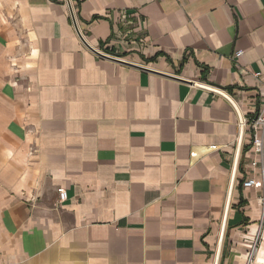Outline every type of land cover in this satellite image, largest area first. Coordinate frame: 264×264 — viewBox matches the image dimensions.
<instances>
[{"label":"crops","instance_id":"0c3cea01","mask_svg":"<svg viewBox=\"0 0 264 264\" xmlns=\"http://www.w3.org/2000/svg\"><path fill=\"white\" fill-rule=\"evenodd\" d=\"M70 1L0 0L2 264H246L264 0Z\"/></svg>","mask_w":264,"mask_h":264},{"label":"built area","instance_id":"2783aa9c","mask_svg":"<svg viewBox=\"0 0 264 264\" xmlns=\"http://www.w3.org/2000/svg\"><path fill=\"white\" fill-rule=\"evenodd\" d=\"M132 21L130 17L123 13L121 19L117 24L128 25ZM80 37L85 41V35L80 33ZM103 47L98 50V53L108 58L121 59L115 54L108 53ZM242 52L236 53V57H240ZM255 76H259L256 74ZM235 109L239 112L237 105L234 103ZM240 113V112H239ZM239 154L237 162L235 161V172L238 178L241 179L242 188L244 190H251L257 187L260 188V196L258 198L262 206V214L264 215V98L260 102L256 113L247 115L239 114ZM212 149H217L215 146ZM246 152H251L253 157L249 162H244L243 157ZM242 153V156H241ZM236 176V177H237ZM60 202L67 199V191L64 188L58 190ZM252 259V255H251ZM250 259V260H251ZM0 264L1 254H0ZM250 264V261L248 262Z\"/></svg>","mask_w":264,"mask_h":264},{"label":"rangeland","instance_id":"374dc122","mask_svg":"<svg viewBox=\"0 0 264 264\" xmlns=\"http://www.w3.org/2000/svg\"><path fill=\"white\" fill-rule=\"evenodd\" d=\"M262 206L263 205H260L259 207L257 231H255L253 236L252 249L247 258L246 264H248L249 261L250 264H264V215L261 212Z\"/></svg>","mask_w":264,"mask_h":264},{"label":"water","instance_id":"95a60500","mask_svg":"<svg viewBox=\"0 0 264 264\" xmlns=\"http://www.w3.org/2000/svg\"><path fill=\"white\" fill-rule=\"evenodd\" d=\"M66 1H67V4H68L69 8H70L71 13H72V19L74 21V25L76 26V28H78L77 24H76L75 16H74V14L72 12L71 1L70 0H66Z\"/></svg>","mask_w":264,"mask_h":264}]
</instances>
